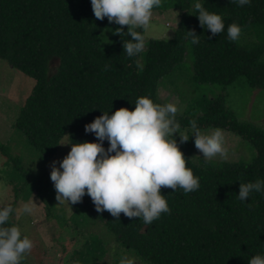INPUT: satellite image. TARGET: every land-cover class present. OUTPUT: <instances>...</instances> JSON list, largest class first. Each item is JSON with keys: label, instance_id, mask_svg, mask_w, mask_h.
Listing matches in <instances>:
<instances>
[{"label": "trees", "instance_id": "trees-1", "mask_svg": "<svg viewBox=\"0 0 264 264\" xmlns=\"http://www.w3.org/2000/svg\"><path fill=\"white\" fill-rule=\"evenodd\" d=\"M173 1L179 8L174 30L167 39H148L140 62L141 53L129 57L124 52V40H131L128 26L123 36L115 34L120 26L110 24L107 17L96 19L91 0H0V59L34 78L13 125L45 157L56 153L66 132L70 148L72 143L96 142L94 133L85 132V125L104 112L112 115L121 107L134 110L142 96L167 104L158 94V84L183 61L187 40L194 83L226 88L244 76L251 87L264 88V40L242 44L227 35L233 23L241 31L252 26L264 29V0H250L244 6L232 0ZM196 3L222 16L224 32L213 36L200 25ZM105 30L106 44L102 42ZM191 30L199 43L192 42ZM176 120L180 127H191L195 121L199 130L232 132L249 141L256 156L247 164H213L193 161L182 150L200 187L187 194L182 188H162L170 212L149 226L138 217L121 213L117 220L108 211L97 212L87 193L75 205L146 264H249L253 256L264 255V190L251 192L245 201L238 193L240 183L264 182V127L241 120L226 105L223 93L189 99ZM103 144L105 149L110 146L107 140ZM0 151L15 166L18 158L2 144ZM21 190L14 189V197ZM11 214L5 226L14 225ZM104 251L102 241L90 235L76 249L75 261L97 264ZM21 264H26L24 259Z\"/></svg>", "mask_w": 264, "mask_h": 264}, {"label": "clouds", "instance_id": "clouds-1", "mask_svg": "<svg viewBox=\"0 0 264 264\" xmlns=\"http://www.w3.org/2000/svg\"><path fill=\"white\" fill-rule=\"evenodd\" d=\"M240 6L250 0H232ZM94 16L98 20L108 18L109 23L120 27L115 34L123 36L124 27L131 40H124V52L129 57L141 53L145 47V36L149 29L153 9L160 7L162 0H91ZM199 12L200 25L211 34L222 33L225 23L222 16L207 11L200 3L195 4ZM141 29L142 31H137ZM193 43H199L195 30L188 32ZM228 39L238 41L241 27L235 23L227 28ZM135 109L121 107L112 115L104 112L93 122L85 125V132L94 133L96 142L72 143L70 152L59 167L53 162L51 180L56 190L58 204L71 205L82 201L87 193L96 211H108L119 220L121 213L128 218H141L149 226L162 213L170 212L162 188H182L185 194L200 187L199 178L187 166L185 157L175 133L179 132L180 142L189 136L180 133L176 120L178 108L173 103L160 105L150 97L142 96L135 102ZM195 147L205 159L226 155L224 136L220 129L211 134H201L196 122H191ZM109 141L105 149L103 142ZM68 144V143H59ZM62 169V170H61ZM264 190V182L240 183L238 198L248 200L253 191ZM32 206L25 204L24 213H31ZM13 212L11 205L0 210V264H21L33 248L27 236L21 238L19 227L5 226ZM120 264H133L130 259H121ZM249 264H264V255L253 256Z\"/></svg>", "mask_w": 264, "mask_h": 264}, {"label": "rangeland", "instance_id": "rangeland-1", "mask_svg": "<svg viewBox=\"0 0 264 264\" xmlns=\"http://www.w3.org/2000/svg\"><path fill=\"white\" fill-rule=\"evenodd\" d=\"M179 8L173 0H162L160 7L153 9L149 29L145 36V47L139 55L142 62L143 52L148 39H167L175 28ZM108 30L102 34V42L107 43ZM264 40V29L252 26L241 31L238 42L254 44ZM190 42L186 41L183 61L174 71L160 80L158 94L167 104L173 103L182 113L187 101L200 95L211 97L223 93L225 103L232 108L243 121H249L264 127V88L251 87L244 76L226 88L217 84H196L191 80ZM264 57V56H263ZM55 60L52 69L55 68ZM34 84V78L24 71L10 66L0 59V144L4 145L10 156L18 158L15 166L0 151V207L13 206L11 220L21 230V238L27 236L33 242V248L26 254V264H78L75 261L76 249L82 247L84 240L96 235L105 249L97 264H120L121 259H130L133 264H146L131 250L119 246L99 221L87 216L78 205L69 202L58 204L56 190L51 180L53 162L59 167L71 148L67 132L61 137L56 153L51 157L43 156L29 142L22 130L13 123L26 95ZM217 129H201V134H211ZM180 133L189 136L187 142H180L179 132L175 139L181 150L189 152L193 161L250 163L256 156L253 145L232 132L221 130L224 136L226 155H217L205 159L195 147V135L192 127H180ZM62 170V169H61ZM38 182L46 184L41 187ZM22 188L18 197L14 189ZM50 188V189H49ZM54 194V195H53ZM15 198V199H14ZM29 204L33 211L23 212V206ZM50 207V212L48 211ZM79 262V261H78ZM79 264H90L82 261Z\"/></svg>", "mask_w": 264, "mask_h": 264}]
</instances>
